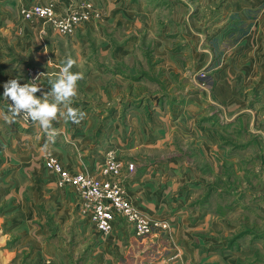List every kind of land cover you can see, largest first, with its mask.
Masks as SVG:
<instances>
[{"label":"rangeland","instance_id":"obj_1","mask_svg":"<svg viewBox=\"0 0 264 264\" xmlns=\"http://www.w3.org/2000/svg\"><path fill=\"white\" fill-rule=\"evenodd\" d=\"M49 1L58 9L89 4L88 18L68 34L43 23L45 31L40 25V36L30 37L26 48L5 47L0 76L20 75L23 85L38 77L41 90L34 95L43 100L71 57L72 71L83 77L70 105L85 114L80 126L89 125L90 134L96 123L103 126L102 158L113 150L135 167L141 157L153 158L144 170L166 217L149 216L143 235L122 219L133 232L96 254L117 228L103 233L80 214L75 191L46 166L50 156L60 160L62 147L54 148L24 110L13 116L0 80V264H264V146L254 142L264 134L254 130L255 113H240L247 102L239 94L245 64L225 77L233 87L213 90V67L244 58L241 40L246 32L249 38L264 0ZM229 91L232 98L223 99ZM71 123L58 115L54 139L62 141ZM144 133L152 135L149 149L138 145ZM130 136L137 139L133 145ZM161 190L167 192L159 196ZM64 194L73 197L70 222L58 215ZM124 239H133V247ZM181 248L186 254L179 263ZM52 252L62 259H51Z\"/></svg>","mask_w":264,"mask_h":264},{"label":"crops","instance_id":"obj_2","mask_svg":"<svg viewBox=\"0 0 264 264\" xmlns=\"http://www.w3.org/2000/svg\"><path fill=\"white\" fill-rule=\"evenodd\" d=\"M37 1H41L45 3V1L47 2L48 0H0V54H1V50L7 51L8 49L5 47H8V46H13L15 48H17V46H22L23 48H26L28 45H30L29 40H28L30 37L33 38V36L35 35L40 36L41 33L38 30L39 29L38 27H40V25L42 26L43 31H45L44 24L41 20L30 22V21L25 20L20 13L21 7L28 5V4H32ZM224 17L226 18V16ZM255 17H256L255 27L250 30L251 32H250L249 38H248V33L246 32L245 38L241 40V42L244 41L247 44L245 50L247 48H250V51L243 50L241 52L242 57L246 59L244 60V58H240L242 60L233 62L234 64H231L229 67L228 66L226 67L227 63H224L225 67L222 70L218 69L219 66L213 67V70L215 71L218 70V73H217L218 76L216 75L215 77L217 78V81H216V84L213 90L215 93L218 87H220L221 85H227V86L233 87L234 81L227 80L225 79V77L227 76L232 77V74L235 71V69L238 66L243 67V64H245V68H246L245 76L246 77L244 76V78H241L239 94H240V98L246 99L247 102L245 104L241 103V107L244 106V108L241 109L240 113L244 114L245 111L247 113L249 112L252 114L255 113L256 117L254 119L255 121L254 130L257 133L264 134V4L260 7L258 11H256ZM261 22H262V26H261ZM48 30L42 35H45V36L50 35V32ZM32 41L33 40H31V42ZM242 45L243 43H241L240 47ZM252 52H256V53L252 55L251 54ZM253 69L255 70L253 71ZM19 78H20V75H11L10 72H8L6 75L0 76V80L3 85L11 79H18V83L22 84L23 79L22 78L19 79ZM229 92H230V95L223 96V99L226 100L227 97L232 98V93L231 91ZM191 96H193V94ZM191 96L188 95V98L196 102L194 97H191ZM218 98H221V97H218ZM250 104H252L253 106L249 107L248 105ZM96 111L97 110H94L93 112L96 113ZM224 113L227 114L226 111ZM96 114L98 115V113ZM136 117H137L136 113H134V119ZM226 119L228 121V118ZM80 125H82L81 122H79L78 125H74V123H71L68 128L65 127L64 125V128L66 130H64L62 141L58 142V140L54 139V137L56 136L50 137L51 145L54 148L62 147L63 153H62V156L60 155L59 157L60 161L64 164V166H66L72 172L76 170H82V169L92 171L94 167L98 165V162L102 158L101 155L104 153L106 149V148H103L104 146L101 142L103 135L101 134L100 138L98 137V134L103 132L102 125L98 127L96 123V129L94 130L95 134L94 132L90 134L91 129L88 128L89 125L86 124L85 127H84V124L83 126H80ZM250 125H253V123H250ZM159 130L161 134H164L165 128L162 129L161 127V129ZM57 134H60V132ZM151 136L152 135H148L147 133H144V136H142L141 140H142V143L143 144L145 143L146 145H143V144H138V145L140 147L143 146V148L145 149L151 148L150 145H151V141L153 140ZM129 138H130L129 145H133L136 143L137 139L133 140L131 136ZM261 138L262 140L260 138H256L254 141L257 147L264 146V135L263 137L261 135ZM158 141L159 140H157L156 142ZM161 142H163V139L161 140ZM111 144H113V142ZM152 159L153 158L147 154L144 157H141L140 162L142 163L137 161L138 165H136L134 171L128 175V178L126 180L127 191L129 195L131 196V198L133 199L134 204L147 217L153 216V218L155 219L165 218L166 213L163 211L164 205H162L161 202H159L160 204L159 206H157L158 201L155 199H152L151 197L152 196V194L150 193L151 187L149 185L150 175L147 174L148 172L144 170L145 166H148L151 164ZM155 160H158V159H155ZM128 161H132V160H128ZM142 164H143V167L141 166ZM165 192H167V190H161L159 193V196H161V194L164 195ZM51 193L54 194L53 191ZM62 198H63V203L56 200V202L58 201L59 204L63 205L62 206L63 213H60L58 215H64L65 222H70L69 220L72 216V213L69 212V210L70 209L72 210V207H73V205L71 204V200L73 198L72 194L71 195L64 194ZM49 201L51 204H55V201H51V200ZM59 219L60 218L58 217V220ZM169 219L171 220L170 222H172V219L171 218ZM127 224L122 219L119 221L118 220L115 221L114 229L117 228V230L114 231L115 236L113 237L110 236L107 239H103V241L99 243L101 247L100 246L96 247L97 249L96 254H98V252L101 251L102 252L101 255H103L105 252L104 250L105 248L109 247V245L111 246L116 241L123 239V236L129 235L132 229H130ZM124 240H125L124 243L129 241V243L133 247V239H124ZM153 243H155L154 240H153ZM158 243H159V240H157L155 244L157 245ZM167 244L168 242L165 240V245L167 246ZM121 245H123V243H121L120 241L119 252H121L125 248V244L123 246ZM152 253H154V250L149 251V254H152ZM51 254L53 256H51ZM160 254H167V253L162 252ZM185 254L186 253H184L183 248H181V253H178L179 259H177L179 263L182 262L183 260L182 257ZM33 255H31L32 256L31 258H33ZM195 255L197 254L192 252L191 256L193 257H190V259L191 258L193 259ZM50 256L49 257L54 260L62 259V254L60 252H57V253L52 252L50 253ZM103 258L104 256L101 257V259Z\"/></svg>","mask_w":264,"mask_h":264},{"label":"built area","instance_id":"obj_3","mask_svg":"<svg viewBox=\"0 0 264 264\" xmlns=\"http://www.w3.org/2000/svg\"><path fill=\"white\" fill-rule=\"evenodd\" d=\"M89 6L83 2L75 9H58L52 1H37L21 7L20 13L27 21L42 20L58 34H68L87 20ZM45 162L50 172L72 187L81 201L80 214H86L98 231L107 233L114 227L115 221L125 219L137 235L149 232V217L134 204L125 187V177L134 171V163L122 164L113 150L108 151L92 171L82 169L72 172L53 156Z\"/></svg>","mask_w":264,"mask_h":264},{"label":"clouds","instance_id":"obj_4","mask_svg":"<svg viewBox=\"0 0 264 264\" xmlns=\"http://www.w3.org/2000/svg\"><path fill=\"white\" fill-rule=\"evenodd\" d=\"M75 61L67 57L63 61V66L59 74L52 80L51 93L45 92L44 99L40 100L35 97V93L40 91L36 79L21 86L18 79H11L3 85V97L12 102L9 111L13 116L21 114V110L32 121L37 122L50 137H54L56 132L52 128V122L57 119L58 115L65 121L79 123L84 118V113L78 109L72 108L73 97L77 95L78 82L83 78L82 73L73 72ZM65 110L61 111V106ZM8 119V117H4Z\"/></svg>","mask_w":264,"mask_h":264}]
</instances>
